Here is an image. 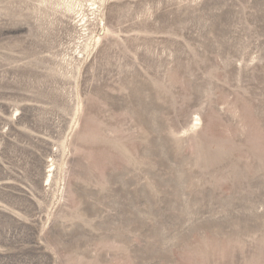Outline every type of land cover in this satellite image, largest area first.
Instances as JSON below:
<instances>
[{"label": "rangeland", "instance_id": "rangeland-1", "mask_svg": "<svg viewBox=\"0 0 264 264\" xmlns=\"http://www.w3.org/2000/svg\"><path fill=\"white\" fill-rule=\"evenodd\" d=\"M0 264H264V0H0Z\"/></svg>", "mask_w": 264, "mask_h": 264}]
</instances>
